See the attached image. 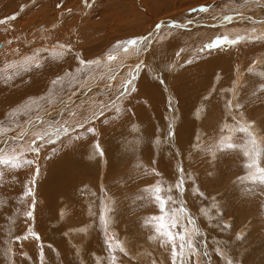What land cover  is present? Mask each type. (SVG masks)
<instances>
[{
    "label": "rangeland",
    "instance_id": "374dc122",
    "mask_svg": "<svg viewBox=\"0 0 264 264\" xmlns=\"http://www.w3.org/2000/svg\"><path fill=\"white\" fill-rule=\"evenodd\" d=\"M104 1L100 3L99 0H78L75 4H68L66 0H0V12L4 7L0 25L13 23L19 25L10 26V31L0 27V92L6 85L28 86L42 70L40 60L36 61V64L25 65H20L22 60L17 55L14 56V60H3L1 48H5L6 38L13 35H16L18 40L35 38L34 42L41 41L40 46L44 49L39 51L34 49L36 46H31L25 53L35 56L38 52L40 56H48L46 53H49L50 49L46 47H56L55 36L31 35L32 30L29 28L37 25L36 31L51 30L56 28L57 24H52L49 28L44 24L48 18H56L60 23L63 22V40L66 42L64 51L70 54L71 49L67 50L66 46L71 48L73 42L78 39L80 35L78 25L84 19L89 29L84 37L89 36V39H92L94 33L93 41L87 45L97 44L104 34L111 35L106 32L111 25L108 26V17L104 12L109 10L111 4H118L120 0ZM164 1L157 0L161 4ZM35 2L38 4L31 6L32 10L27 9L26 16L29 18L25 21L26 16H23L25 11L19 12L23 4L21 6L18 4H28L25 7L28 8L29 4L33 5ZM129 2L135 15L139 16L141 10L140 15H150L147 13L150 8L143 6L142 0ZM252 2L199 0L193 5L192 2L181 3L166 11L159 10L153 16H149V19L146 16L136 19L135 22L138 23L134 28L130 26L131 30L120 24L117 33L127 36L120 41L115 40L104 47L103 51H99L97 61L94 62V56L88 53L86 54L88 59L81 58L84 55L81 48L73 55L75 61L70 62L72 65L75 63L74 68L54 66L53 71L42 75L39 93L22 97L16 105L18 109L7 112L6 116L13 121L27 109L29 113L38 112L41 108L39 105L43 103H48L50 108L44 114L60 110L61 106L66 108L58 116L61 127L34 129L33 132L30 130L19 135L12 129L4 133L0 131V146L2 145L0 156L19 162L29 156L27 161H32V164L26 165V172L23 170L21 177L16 175L17 172L13 168L0 165V219L2 218L0 233L4 232L6 237L0 246L1 264L7 262L11 264L12 254L7 252L9 242L14 243L13 253L22 259L21 264H42L44 261L40 263V260H44L43 253L49 257L45 259V264H229L230 261L231 264H264V185L249 179L251 176L261 175L257 172L258 168L264 169V104L260 105L264 102V74H258L256 80L249 77L248 81L243 74V82L239 85L242 93L237 90L239 93L233 92V97L232 85H221L220 79L223 74L219 75L220 71L212 74L211 79L219 75L220 84L218 83L215 89L211 87L205 92L219 104L212 119L209 116L206 120L200 121L204 116L194 114L196 97L189 89V81L186 77L179 78V81L172 78L178 70V65L182 67L184 62L176 64L175 67V64L170 66L168 60L169 52L181 56L183 55L181 52L189 51L188 53L193 52L197 57L203 52H213L218 63H225L226 55L229 60L226 65L231 71H235L236 68L244 69L231 75V81L237 80L238 84L242 73L256 61L253 51L264 46L262 42L264 37L261 35L256 36L251 31L241 35L237 33L243 31L246 24L250 25L248 15L252 14L253 9H256L253 14L258 13L257 9L264 10V0H254L253 4ZM133 5L136 8L133 9ZM39 8L45 11L43 19L37 16ZM224 14L233 18L219 20L218 17ZM98 22L103 26L96 25ZM237 25L243 30L234 28ZM259 28H263L264 31L263 20ZM71 31H73L71 36H68ZM126 32L129 33L124 35ZM227 34L229 36L225 37ZM254 35L256 37H253ZM192 38H197L196 41H201L200 44L196 41L194 43L195 39ZM202 38L208 41H203ZM129 40H135L136 43L128 44ZM216 40L220 41L219 45L212 49L205 48V45ZM127 47L130 49L127 50ZM250 50L253 51L249 53ZM19 54L21 53H18V56ZM64 57L61 55L57 60L50 56L51 59L48 60L49 63L56 64ZM212 58L211 62L214 61ZM37 63L41 66H37ZM215 64L218 65L216 62ZM5 82L13 84H4ZM173 82L180 88L177 89ZM195 82L197 83L196 80ZM251 87H253L251 92H243ZM72 91L73 96H69ZM74 96L81 100H75ZM209 102L215 106L212 100ZM206 104L208 102H204V105ZM119 110L125 111L124 123L128 122V125H125L122 132L127 137L112 133V126L108 124L101 129L105 126L103 119ZM254 120L259 121L257 133L251 124L255 122ZM208 123L211 129L206 126ZM239 123L241 126L238 130L244 131L234 132V128L230 129L232 125ZM91 124L95 127L92 138L89 139L86 132L82 141L78 137L71 139L74 134ZM112 125L114 127L113 122ZM230 133L231 135L227 136ZM7 137L8 140L15 142L28 143L27 148L19 150L15 143L8 145ZM66 139L72 141L73 146H81V149L64 142ZM235 139L237 140L235 146L228 149L226 146L233 145ZM249 140L253 144L246 147L245 141L250 142ZM97 143H100V150L95 148ZM60 144L64 147L55 153ZM52 147L53 150H50ZM48 148L50 152H47L42 160V153ZM63 152L64 169L75 174L76 181L68 193L56 197L54 214L47 217L50 220L54 216L53 218L57 220L50 222L51 226L47 225V233L43 232V237L35 235L34 226L32 234L25 238L26 230L31 228L34 222L33 211L39 196L36 191L38 176L48 162ZM67 153H71L70 156ZM108 162L111 163L110 170ZM117 168L122 169L124 173L117 170L110 175V171ZM64 174L66 175L65 171ZM106 174L109 177H106ZM42 176L43 174L40 175V179ZM33 180L35 184L32 183ZM29 188L32 190L30 196L26 195ZM156 188H160L161 192L156 193L154 191ZM157 195L164 198L166 206L163 211L161 201L156 199ZM62 203L64 209L68 211L64 210L65 218L76 215L67 222H64L65 218L60 219L58 216L60 213L58 208L63 205ZM102 206L105 210L108 209L110 219L107 213L102 214ZM28 212H32L31 217L27 215ZM18 216L22 219H18ZM24 218L28 219L23 220ZM15 219L19 223L18 227L15 226ZM93 220L95 224L87 226L88 228L87 223L77 225ZM64 223L72 226L66 231ZM58 225L64 228L61 227L59 232H55L54 228ZM75 225L81 228L72 230ZM189 229L192 237L187 234L186 230ZM87 230L97 234L100 241L96 242L98 246L104 243L102 252L104 255L92 252H97L94 248L90 251L88 247L83 246L84 235L79 234L82 231L88 234ZM108 235L113 238L112 241ZM33 239L36 243L33 248L37 250L27 252L29 258L24 253L23 244ZM44 247L49 248L50 254ZM137 252L145 254L144 257L139 258ZM85 257L86 259L82 260ZM16 264H20L18 259Z\"/></svg>",
    "mask_w": 264,
    "mask_h": 264
},
{
    "label": "bare ground",
    "instance_id": "6f19581e",
    "mask_svg": "<svg viewBox=\"0 0 264 264\" xmlns=\"http://www.w3.org/2000/svg\"><path fill=\"white\" fill-rule=\"evenodd\" d=\"M67 1V3L68 4H75V3H77L78 2V0H66ZM103 1L104 0H99V2L101 3H103ZM118 1V0H117ZM125 0H120L119 2H118V4L117 3H113V4H111L110 5V8H109V10L108 9H106L105 8V10H108V11H105L104 12V14H106L107 15V17H108V26L109 25H111L107 30H106V32H108V33H110L111 35H109V36H107L106 34H104L103 36H102V40H100V41H98L97 42V44H92V45H90V46H88L87 45V43L89 44V42H92L93 41V37H94V33H92V36H91V38L92 39H89V36H87L88 38H85L84 37V34L86 35V32H88L89 31V29H88V24H85V20L83 19L82 21H80V23H79V25H78V27H79V29H80V35H78V39L76 40V41H74L73 42V45H72V47L71 48H69V46H66V48H67V50H69V49H71L70 50V54H66L65 53V51H64V44H66V42L64 43V40H63V36H64V25H63V22H61L60 23V20H58V19H56V18H48L47 19V21H46V24H44V25H46L47 26V28H49V26L50 25H52V24H57V26H56V28L54 27L53 29H51V30H49V29H46V30H41V31H36V28H37V25H34V26H32V28H29V30H32V33H31V35L32 34H36V35H40V36H42V35H46V34H49V35H54L55 36V42H54V45L56 46V47H52V48H50V47H48L47 45V49H50L49 50V53H46V54H49L48 56H44V55H42L44 58H42V56H40V54H38V52H37V54L35 55V56H29L28 55V53H25V52H27L28 51V48L29 47H31V46H36L34 49H39V51H42V49H44V48H41L42 46H40V45H42L41 44V41H39V42H34V39L35 38H30V39H23V40H18V38H17V36L16 35H13V36H10V37H8V38H6V40H7V43H6V46H5V48L4 47H2L1 48V50H2V54H1V56H2V59L3 60H10V59H12V60H14L15 58H14V56H16L17 55V57H19V58H21V63H20V65H25V64H29V63H34V64H36V61H41V63L40 64H42V67H41V72H39L40 74L37 76L36 75V77L35 78H33L32 79V82H30V83H28L29 85L28 86H25V87H16V86H11V85H6V86H3V89H1L2 91L0 92L1 94H0V96H1V98H0V131L1 132H6V131H8V130H10V129H12L13 130V132L16 134V135H19V134H21V132L22 133H26V132H29L30 130H32V132L34 131V129H43V130H45V129H51V127H54V126H60L59 125V122H58V116H60V114H62V112L64 111V109L66 108V107H63V106H61V109L60 110H58L57 109V111L55 112H51V114L50 113H48V114H44V113H46V111H48L50 108H48V103L46 104V103H43V105H39V106H41V108L39 109V111L38 112H35V113H33L32 111V113H29V109H27L26 111H24V113H22L21 115H17L16 117V119H13V121L12 120H10L9 119V117L8 116H6V113L8 112L9 113V111H11V110H15V109H18L17 107H16V105L18 104V102L20 101V100H22L21 98L22 97H24V96H26V95H29V94H35V93H39V91H40V89H41V87H42V83H41V81H42V75H44V74H46L47 72H51V71H53L55 68H54V66L55 67H57V66H61V65H64V69H72V68H74V66H75V63L72 65V63H70V62H73V61H75L74 60V54H75V52L76 51H80V49L82 48L83 50H82V53L84 54L83 55V57H81V58H86V59H88V57L86 56V54L88 53V54H90V55H92V56H94V62L95 61H97L98 60V55H97V53H99V51L101 52V51H103L105 48L104 47H106V46H108V45H110V44H112V43H114L115 42V40H117V41H120L123 37H125V36H127V35H125V34H127V33H129V32H126V33H124V35L125 36H123V35H120V34H118L117 33V31H119L120 30V24H123V25H126L129 29H130V26H132L133 28H134V26L136 25V23H138V22H135L136 21V19H140V18H146V17H148V19H149V16L151 17V16H153L157 11H159V10H162V11H166V10H169V9H171V8H175L176 7V5H178V4H185V3H191L192 2V5L194 4V3H196V2H199V0H165L164 2H163V4H161L160 2H157V0H142V5L143 6H145V7H148V8H150V11L149 12H147V13H149L150 15H148V16H142V14L140 15V12L142 11H139V16L138 15H135L134 13H133V11L131 10V8H132V4H131V2H129V0L128 1H125ZM201 1V0H200ZM250 2H254V0H249ZM109 2H111V1H109ZM134 2V1H133ZM253 2H252V4H253ZM32 3V2H31ZM104 3H105V1H104ZM23 4V5H22ZM38 4V2H35V3H33V5L32 4H29V6H28V8H25L28 4H25V3H21V4H18V6H23V8H20L18 11L19 12H21L22 10L23 11H25L24 12V14H23V16H26V11H27V9L29 10H32V8H31V6H34V5H37ZM96 4H98V3H96ZM107 4V3H106ZM255 4V3H254ZM85 5V4H84ZM134 5H135V3H134ZM133 5V9H134V6ZM82 6V5H81ZM81 6H80V8H81ZM99 6H101V5H99ZM105 6H109V5H105ZM96 7H98L97 5H96ZM95 7V8H96ZM104 8V7H103ZM103 8L101 9V10H103ZM136 8V7H135ZM116 9V10H115ZM138 9V8H137ZM254 10H256V9H253V11H251L252 12V14L250 13V15H248L250 18V25H247L246 24V26H243L244 27V30L243 29H241L240 28V25H239V27H238V25L237 26H235L234 28H237V29H240V30H243V31H237V33H239V35H241V34H245V33H247L248 31H251L253 34H256V36L258 35V36H263L264 37V35H262L263 33H264V31H263V28H259L260 26H262V20L264 21V10H260V9H257L258 10V13H256V14H253V12H254ZM250 11V10H249ZM18 12V13H19ZM146 12V11H145ZM2 13H4V7L2 8V11L0 12V20H1V14ZM101 13V12H100ZM142 13V12H141ZM16 14H17V12H16ZM102 14H103V12H102ZM114 14H115V16H114ZM144 14V13H143ZM222 14V13H221ZM243 15V14H242ZM37 16L40 18V19H43L44 17H45V11H44V9L43 8H39L38 9V14H37ZM104 17V16H103ZM106 17V16H105ZM29 18V16H26V17H24V20L25 21H27V19ZM219 18V20H227L228 18H233L232 16H230V15H222V16H219L218 17ZM248 19V20H249ZM141 21V20H140ZM143 21H145V20H143ZM148 21V20H147ZM176 21V20H175ZM214 21V20H213ZM55 22H57V23H55ZM220 22V21H219ZM246 22V21H245ZM159 23V22H158ZM224 23V22H223ZM59 24V25H58ZM249 24V23H248ZM38 25H41V24H38ZM96 25H98L99 27H101V26H103V25H101V23H96ZM143 25V24H142ZM212 25V24H211ZM10 26H14V27H16V26H19L18 24H15V23H13V24H5V25H0V27H3L4 29H6V30H9L10 31ZM233 26V25H232ZM179 28V27H178ZM146 29V28H145ZM157 29V28H156ZM182 29H184V28H182ZM131 30V29H130ZM133 30V29H132ZM141 30V29H140ZM153 30V29H152ZM72 32L73 31H71V33H69L68 34V36H71V34H72ZM132 32V31H131ZM134 32V31H133ZM136 32H138V31H136ZM229 32V31H228ZM201 33V32H200ZM231 33H233V31H231ZM132 34V33H131ZM236 34V33H235ZM209 35H210V33H209ZM184 36V35H183ZM197 36V35H196ZM200 36H202V35H200ZM208 36V35H207ZM206 36V37H207ZM225 37L226 36H229L228 34L227 35H224ZM231 36H232V34H231ZM255 35L253 36V37H256ZM182 37V36H181ZM185 38H187L186 36H185ZM83 39V40H82ZM193 39V38H192ZM195 39V38H194ZM193 39V40H194ZM197 39V38H196ZM196 39L194 40V43H195V41H196ZM203 39V38H202ZM253 39V38H252ZM257 39H259V38H257ZM78 40H80V42L78 41ZM203 41H208V40H204L203 39ZM6 42V41H5ZM122 42V41H121ZM196 42H201V41H196ZM262 42H264V40H262ZM182 43V42H181ZM45 44H47V43H45ZM200 44V43H199ZM264 44V43H263ZM186 45V44H185ZM193 45V44H192ZM127 46V45H126ZM129 46V45H128ZM261 46V45H260ZM259 46V47H260ZM190 47V46H189ZM197 47H200V46H197ZM118 48H119V46H118ZM125 48V47H124ZM123 48V49H124ZM260 48H262V49H259V48H257L256 50H252L254 53H255V58H254V60H256L255 62H253L249 67H247V69H246V71H244L243 73H242V75H241V77H240V75L238 76V77H240V81H239V83L238 84H236V81L237 80H235V81H231V79H232V77H231V75L234 73V72H241V70H244V69H240V68H236L235 69V71L233 70V71H231L230 69V67L228 68V65H226V64H228V62H229V60H228V57L225 55V57H224V61H225V63H218L217 61H218V59H217V61H215V57H214V53L213 52H203V53H201L200 55L198 54V57L197 56H195L196 54L195 53H193V52H191V53H188V52H186L185 53V51H184V53L183 52H181L183 55H181V56H177V55H173V53L171 54V52H169V63H170V66L172 65H174L175 64V67H177L176 66V64H180V62L181 63H183V66L181 67L180 65H178V70L175 72V74H173L172 75V78L174 79V80H178L179 81V78H181V79H184L183 77H186L187 78V80L189 81V89L191 90V92H192V94H193V96L194 97H196V99L194 100V107H195V113L194 114H196V116H204V117H201V119H200V121L202 120H206L209 116L211 117V119L214 117V110H216V108L218 107V102H216V99L215 98H212V97H209L208 96V94H207V92H205L207 89H209V88H211V87H214V89H215V87H216V85L219 83V80H218V77H219V75H222V78L220 79L221 80V85H225V86H230V85H232V89H231V87H230V89H231V94H232V97H233V92L234 93H239V92H237V90H239V85L243 82L242 81V79H243V74H245V80L246 81H248L247 79L249 78V77H252V78H258V74H260V75H262V74H264V46L263 47H260ZM130 48L129 47H127V50H129ZM112 50V49H111ZM119 50V49H118ZM197 51V50H196ZM201 51V50H200ZM246 51V50H245ZM251 50L249 51V53L250 52H252ZM195 52V51H194ZM18 53H21V54H19V56H18ZM179 53V52H178ZM199 53V52H198ZM95 54V55H94ZM160 54V53H159ZM167 54H168V52H167ZM166 54V55H167ZM61 55L64 57V55H65V57L60 61V62H58V63H56V64H52V63H49V61L50 60H48L49 58H50V56H52L53 58L55 57V58H57V60H58V58H61ZM100 55V54H99ZM104 55V54H103ZM166 55H164V56H166ZM221 55V54H220ZM223 55V54H222ZM76 56V55H75ZM82 56V55H81ZM122 56V55H121ZM16 57V58H17ZM37 57V58H36ZM100 57V56H99ZM213 57V58H212ZM46 58V59H45ZM161 59H162V57H160ZM189 58V59H188ZM210 58H212V60L214 59V61L218 64V65H216L215 64V62L213 61V62H211V60H210ZM243 58V57H242ZM42 59V60H41ZM43 59H45V60H43ZM51 59V58H50ZM85 59V60H86ZM19 60V59H18ZM101 60H103V59H101ZM110 60V59H109ZM221 60V59H220ZM220 60H219V62H220ZM106 61V60H105ZM108 61V60H107ZM111 61V60H110ZM223 61V62H224ZM103 62V61H102ZM113 62V61H112ZM119 62V61H118ZM153 62V61H152ZM156 62V61H155ZM164 62V61H163ZM186 62V63H185ZM227 62V63H226ZM100 63V62H99ZM149 63V62H148ZM242 63H243V61H242ZM39 63H37V66H41L40 64L38 65ZM85 64H88V63H85ZM84 64V65H85ZM93 64V63H92ZM254 64H257V65H255L254 66ZM67 65V66H66ZM151 65V64H150ZM168 65V64H167ZM182 65V64H181ZM86 66H88V65H86ZM180 66V67H179ZM259 66H261V67H259ZM1 67V66H0ZM22 68V67H21ZM147 68V67H146ZM165 68V67H164ZM168 69H169V67H168ZM3 70V69H2ZM34 70V69H33ZM152 70V69H151ZM111 71H113V70H111ZM111 71H109V72H111ZM169 71V70H168ZM173 71V69H171V72ZM220 71V74L218 75V76H216V77H212V79L210 78V76H212V74L214 75V73H218ZM35 72V71H34ZM151 72V71H150ZM75 73H77V72H75ZM112 73V72H111ZM146 73V72H145ZM170 73V72H169ZM33 74V73H32ZM36 74V73H35ZM54 74V73H53ZM56 74V73H55ZM154 74V73H153ZM168 74V73H167ZM210 74V75H209ZM238 74V73H237ZM34 75V74H33ZM48 75V74H47ZM170 75V74H169ZM258 75V76H257ZM35 76V75H34ZM33 76V77H34ZM49 76V75H48ZM108 76V75H107ZM52 77V76H51ZM109 77V76H108ZM165 77H166V75H165ZM167 77H168V75H167ZM170 77V76H169ZM168 77V78H169ZM160 78V77H159ZM158 78V79H159ZM51 79H53V78H51ZM48 80V79H47ZM47 80H44V81H46L47 82ZM195 80L197 81V83L195 82ZM245 80H244V82H245ZM256 80V79H255ZM181 81V80H180ZM76 82V81H75ZM79 82V81H78ZM164 82V81H163ZM166 82V81H165ZM231 82V84H229ZM257 82V81H256ZM255 82V83H256ZM6 83H9V84H13V82H5L4 84H6ZM174 83V82H173ZM182 83V82H181ZM180 83V84H181ZM46 84V83H45ZM163 84V83H162ZM185 84V83H184ZM220 84V83H219ZM258 84V83H257ZM174 85H175V83H174ZM179 85V84H178ZM209 85V86H208ZM176 86V85H175ZM259 86V85H258ZM165 87H167V86H165ZM164 88V87H163ZM176 88L178 89V88H180V86H176ZM229 88V87H228ZM43 89H44V86H43ZM177 89L175 90L176 92H177ZM187 89V88H186ZM253 89V87H251V88H248V89H245V90H243V92H245V91H247V93H249V92H251V90ZM78 90V89H77ZM96 91L98 90L97 88L95 89ZM43 91V90H42ZM80 91H81V89H80ZM88 91V90H87ZM102 91H104V90H102ZM171 91V90H170ZM186 91V90H185ZM241 93H242V90H239ZM83 92V91H82ZM105 92V91H104ZM213 92H214V90H213ZM73 91L69 94V96H73ZM76 92H74V94H75ZM181 93V92H180ZM187 93V92H186ZM77 94V93H76ZM177 94H178V92H177ZM182 94V93H181ZM85 95V94H84ZM90 95V94H89ZM89 95H87V96H89ZM76 96H78V95H76ZM80 96V95H79ZM178 95H176V97H177ZM182 96V95H181ZM187 97H188V95H186ZM75 97V96H74ZM89 97H91V95L89 96ZM179 97V96H178ZM229 97H231V96H229ZM231 97V98H232ZM79 98V97H78ZM86 98V97H85ZM193 98V97H192ZM87 99H89L88 97H87ZM62 100V99H61ZM72 100H73V98H72ZM75 100H78V99H76V97H75ZM79 100H81V99H79ZM78 100V101H79ZM210 100H212L213 102H214V104H215V106H213V105H211L210 104ZM252 101H254V100H252ZM137 102V101H136ZM191 102V101H190ZM204 102H208V104H206V105H204ZM225 102V101H224ZM232 102H234V101H232ZM259 102V101H258ZM69 103V102H68ZM75 103V102H74ZM142 103V102H141ZM235 103H238V102H235ZM70 104V103H69ZM221 104V103H220ZM251 104V103H250ZM262 104H264V102L263 103H260V105H262ZM61 105H62V103H61ZM64 105V104H63ZM106 105V104H105ZM226 105V104H225ZM233 105H234V103H233ZM34 106V105H33ZM56 106V105H55ZM60 106V105H59ZM58 107V106H57ZM100 107V106H99ZM226 107V106H225ZM87 108V107H86ZM125 107H123V109H124ZM215 108V109H214ZM227 108V107H226ZM185 109V108H184ZM53 110V109H52ZM101 110V109H100ZM204 110H205V112H204ZM227 110V109H226ZM225 110V111H226ZM51 111V110H50ZM96 111V110H95ZM121 111V112H120ZM228 111V110H227ZM125 111H122V110H119L118 112H114L113 114H110V115H108V116H106L104 119H103V121L105 120V122L103 123V124H105V126H103V128H101V129H104L105 127H106V125L108 124V125H110V126H112L111 128V132L112 133H114V134H117L118 136L120 135V136H122V137H127V136H124V132H122V130L124 129V127H125V125L127 126L128 125V122L126 123H124V117H125V113H124ZM74 113V112H73ZM185 113V112H184ZM239 113V112H238ZM243 113V112H242ZM42 114H44V115H42ZM52 114H54L53 116H49V115H52ZM138 115V114H137ZM41 116V117H40ZM14 117V116H13ZM239 118V117H238ZM254 118H256V117H254ZM12 119V118H11ZM95 119V118H94ZM127 119V118H126ZM127 121H129V120H127ZM255 122H256V124H255V122H251V124L253 125V127H254V130H255V132L257 133V130H256V128H257V124L259 123V121L258 120H254ZM112 122L114 123V127H113V125H112ZM239 122V121H238ZM246 122L248 123V120H246ZM225 123V122H224ZM233 123V122H232ZM243 123V122H242ZM245 123V122H244ZM243 123V124H244ZM94 124V123H93ZM97 125V124H96ZM134 125H135V123H134ZM137 125V124H136ZM186 125V124H185ZM249 125V124H248ZM206 126H208V127H210V125H209V123L206 125ZM241 126V124L239 123V124H237V125H232L231 126V128L230 129H232V128H234V132H236V130H238L239 129V127ZM61 127V126H60ZM243 127V126H242ZM25 128H27V129H25ZM57 128V127H56ZM89 128H91V129H94L95 127H93V125L91 124V126L89 125H87L86 127H84V129H83V131H81V132H78L76 135L74 134V136H72L71 137V139H74V138H76V137H78V138H81V141H82V138L84 137V135H85V133L87 132V135L89 136V139L90 138H92V136H93V134H94V132L93 131H88L87 129H89ZM138 128V127H137ZM212 127H210V129H211ZM250 128V127H249ZM17 129H19L18 131H17ZM133 129H135V126L133 127ZM98 130H100V129H98ZM251 130V129H250ZM102 131V130H101ZM238 131H240V130H238ZM238 131H237V133H238ZM45 133V132H44ZM47 133V132H46ZM228 135H231V133L230 134H227V136ZM251 135V134H250ZM12 137V136H11ZM16 137V136H15ZM69 137V136H68ZM249 137V136H248ZM8 138L9 137H7V141H9L7 144L9 145V144H14L15 143V145L17 146L16 148L17 149H19V150H21V149H25V148H27V145H28V143H26V142H18V141H16L15 142V140L14 141H12V140H8ZM212 138V137H211ZM14 139V138H13ZM48 139V138H47ZM68 139V138H67ZM67 139H66V141H64V142H69V144H71V146H73L72 145V141H67ZM209 139V138H208ZM217 139V138H216ZM251 139H252V137H251ZM18 140V139H17ZM201 140V139H200ZM219 140V139H218ZM5 141V140H4ZM247 141V140H246ZM245 141V144H246V147H249V146H252V144H253V142L252 141H250V142H246ZM123 142V141H122ZM126 142V141H125ZM218 142V141H217ZM216 142V143H217ZM236 142H237V140L235 139V141H233V145L235 146V144H236ZM83 143V142H82ZM255 143V142H254ZM65 144V143H64ZM216 145V144H215ZM2 146V145H1ZM1 146H0V148H1ZM256 146V145H255ZM19 147V148H18ZM61 147H64L63 146V144H60L59 146H58V149L56 150V152L55 153H57L58 151H59V149L61 148ZM66 147V146H65ZM74 148H76V149H81V146H73ZM96 147H98L99 148V150H100V143H97V144H95V148ZM53 148L54 147H52L51 149L50 148H48L45 152H43L42 153V160L44 159L43 157L46 155V153L47 152H50V150H53ZM69 148V147H68ZM251 148V147H250ZM50 149V150H49ZM14 153H15V151H14ZM41 154V153H40ZM69 154H71V153H69ZM68 153H67V155H69ZM70 156V155H69ZM41 157V156H40ZM30 157L28 156L27 158H24L22 161H18V160H12V161H14V162H16L17 164H19V167H12L11 165H5L6 166V168L7 167H11V168H13L14 170H16L15 172H17V176L18 177H21L22 175H23V170H25V168L27 167L26 165H28L27 163H26V161H27V159H29ZM66 165V164H65ZM108 167H109V170L110 169H112V167H111V163L110 162H108ZM67 168H68V166H67ZM123 168V167H122ZM125 168V167H124ZM66 169V168H65ZM64 169V152L63 153H60V154H58L57 155V157L54 159V160H52V161H50V162H48L47 164H46V168H44L43 170H42V172L40 173V175L41 174H43V176H42V178L40 179V175L38 176V182H37V189H36V191H38V195L39 196H37L38 197V201H36L37 203L35 204V207H34V211H33V215H34V217H33V220H34V222L32 223L33 225H31V228L29 227V229L28 230H26V232H25V238H27L28 237V235L31 233L32 234V232H33V230H34V226H35V230H34V234L35 235H38V236H40V237H43L44 235H42V233L44 232V233H47L46 232V230H47V228H48V226L47 225H49V226H51V224H50V222H56V220H57V218H50V220H48L49 218L47 217V216H49V215H53L54 214V211H55V209H56V203L55 202H57V199H56V197L58 196H60V195H64V193H68V191H69V189L74 185V183H75V181H76V175L75 174H73L70 170H65ZM119 171V172H121V173H124V171L122 170V169H116V170H114V171H110V175H111V173H114V172H116V171ZM64 171H65V173H66V175L64 174ZM25 172H26V170H25ZM126 174V173H125ZM106 177H109L108 176V174H106ZM85 180V179H84ZM88 183V182H87ZM157 184V183H156ZM153 185H154V183H153ZM142 186V185H141ZM119 188V187H118ZM105 190V189H104ZM117 191V190H116ZM119 191V190H118ZM120 191H121V189H120ZM112 192V191H111ZM127 192V191H126ZM87 194V193H86ZM104 194V193H103ZM110 194V193H109ZM108 195V194H107ZM62 197V196H61ZM107 198V197H106ZM110 198V197H109ZM105 199V198H104ZM108 199V198H107ZM109 200V199H108ZM111 200V199H110ZM110 203V202H109ZM60 204V203H59ZM63 204V203H62ZM111 204V203H110ZM109 204V205H110ZM106 205V204H105ZM108 206V205H107ZM103 207V206H102ZM113 208V207H112ZM60 209V213H58V210ZM4 210V209H3ZM58 210H57V212L56 213H58L59 215V218L60 219H62V218H65V212H64V210L66 211V212H68L66 209H64V204L63 205H61L60 206V208H58ZM102 214L104 215V214H106L107 212L109 213V211H108V209L107 210H105V208L103 207L102 208ZM3 212V211H2ZM76 213H77V211H76ZM89 213H91V212H89ZM107 213V214H108ZM111 214H112V211L110 212ZM67 214V213H66ZM109 215V214H108ZM23 216V215H22ZM25 216V215H24ZM27 216V215H26ZM25 216V217H26ZM74 216H76L75 214L73 215V216H66V218H65V220H64V222H67L71 217H74ZM101 216V215H100ZM106 216V215H105ZM1 217V216H0ZM5 217V216H4ZM19 217V216H18ZM107 217H109L108 219H110L111 217H110V215L109 216H107ZM21 218V216L18 218V219H20ZM2 219V218H1ZM0 219V220H1ZM22 219V218H21ZM20 219V220H21ZM25 219H28V218H24L23 220H25ZM107 220V219H106ZM15 221H16V224H15V226L16 227H18L19 226V223L17 222V220L15 219ZM27 221V220H26ZM108 221V220H107ZM109 222V221H108ZM45 223V224H44ZM63 223V222H62ZM87 223V225H86V227L87 226H92L91 224H95V221L93 220V221H89V222H84V223H80V224H77V225H83V224H86ZM12 224H14V223H12ZM107 224V223H106ZM64 225V227H66V231H67V229H69L71 226H72V224H68V223H64L63 224ZM77 225H75L74 227H72L71 229L72 230H74L73 228H78L79 229V227L77 226ZM21 226H25V225H21ZM64 228L62 225H58L57 227H55L54 228V231L55 232H59L62 228ZM85 227V226H84ZM85 227V228H86ZM81 228V227H80ZM82 228H83V226H82ZM84 228V229H85ZM88 228V227H87ZM91 228V227H90ZM71 229L69 230V231H71ZM86 230V229H85ZM84 230V231H85ZM95 230V229H94ZM32 231V232H31ZM187 231V234H188V236L189 237H192V232L190 231V229L189 230H186ZM1 232V231H0ZM75 232V231H74ZM79 232V231H78ZM87 232H88V234L87 233H85V232H83L82 231V233L80 232V234L79 235H84V240H83V246L85 245L86 247H88V249L90 250V249H92L93 250V248L95 249V250H97V252H95V251H92V252H94V253H96V254H99V255H101V253L103 252V242L101 243V245L100 246H98L97 244H96V242L97 241H99V238H98V236H97V234L95 233V232H89L88 230H87ZM77 233V232H76ZM66 234H67V232H66ZM71 237H72V239H73V235H72V231H71ZM68 235V234H67ZM78 235V236H79ZM31 236V235H30ZM108 237H110L109 235H108ZM3 238L5 239L6 237H5V235H4V232H2V233H0V246H1V241L3 240ZM48 238V237H47ZM46 237H45V239H47ZM111 238V237H110ZM112 239L113 238H111L110 240L112 241ZM78 240V239H77ZM45 241V240H44ZM3 242V241H2ZM37 242V241H36ZM57 242V241H56ZM72 242H73V240H72ZM100 242V241H99ZM123 242V241H122ZM122 242H121V244H122ZM9 245H8V247H7V252L9 253V254H12V257H11V259H10V263L11 264H16V261H17V259H18V262H20V264L22 263V259H19L18 257H17V255H14V250H15V247H14V243H12V242H9L8 243ZM36 243H35V240L33 239V240H29L28 242H26L25 244H23V247H24V253H26V255H27V252H29V251H35V250H37V248L35 249V248H33V245H35ZM57 244H59L60 245V243H57ZM123 245V244H122ZM82 246V245H81ZM120 246V245H119ZM6 247V246H5ZM37 247V246H36ZM48 247V246H47ZM64 247V246H63ZM62 247V249H64ZM86 247H85V250H87L86 249ZM44 248H46V247H44ZM143 247H141V249H142ZM46 251H48L49 252V248H46L45 249ZM84 250V251H85ZM148 250V249H147ZM21 251V250H20ZM62 251H64V250H62ZM91 251V250H90ZM89 251V252H90ZM32 252H30V253H32ZM105 252V251H104ZM36 253H37V251H36ZM138 253V254H137ZM136 254H137V256L139 257V258H143L144 257V255L143 254H139V252H137ZM33 254V253H32ZM35 254V253H34ZM39 254V253H38ZM49 254H50V252H49ZM103 254V253H102ZM31 255V254H30ZM104 255V254H103ZM126 255V254H125ZM28 256V255H27ZM95 256V255H94ZM29 257V256H28ZM30 258V257H29ZM49 257H47V256H45L44 255V253H43V255H42V259H44V260H40V263L41 262H43L42 264H45V259H48ZM197 258V257H196ZM85 260L86 259V257L85 258H82V260ZM4 260V259H3ZM20 260V261H19ZM64 262V261H63ZM8 263V262H7ZM7 263H5V264H7ZM0 264H1V262H0Z\"/></svg>",
    "mask_w": 264,
    "mask_h": 264
},
{
    "label": "snow or ice",
    "instance_id": "6c2138e0",
    "mask_svg": "<svg viewBox=\"0 0 264 264\" xmlns=\"http://www.w3.org/2000/svg\"><path fill=\"white\" fill-rule=\"evenodd\" d=\"M0 23H2V21H0ZM127 43L134 45L136 43V41L135 40H129V41H127ZM219 44H220V41L219 40H216L214 42H211V43L205 45V48L212 49V48L216 47ZM109 59H111V57H109ZM87 130L90 131V132L93 131V129H91V128H89ZM240 131H244V129H241ZM169 135H171V133H169ZM226 147L228 149H231V148L234 147V145L229 144ZM97 150H99L98 147H97ZM221 150L223 151V149H221ZM245 155H247V153H245ZM26 163L30 165V164H32V161H26ZM0 165H11L12 167H19V164H17L16 162H14L12 160L4 159L2 156H0ZM247 167H252V165H247ZM37 172H38V170H37ZM257 172L258 173H261V175L251 176V177H249V179L252 180L253 182L259 181L262 185H264V169L258 168L257 169ZM239 179H243V178H239ZM32 183L35 184V180H33ZM180 183L182 184L183 181H181ZM154 191L156 193H160L161 192V189L160 188H156ZM26 195H29V196L32 195L31 188H29L27 190ZM156 199H158V200L161 201V211H163L164 207L166 206L165 201H164V198L162 196L157 195L156 196ZM27 215L29 217H31L32 216V212H28ZM237 239H240V237H237ZM189 243H191V242H189ZM174 254H175V252H174ZM229 264H231V261L229 262Z\"/></svg>",
    "mask_w": 264,
    "mask_h": 264
}]
</instances>
